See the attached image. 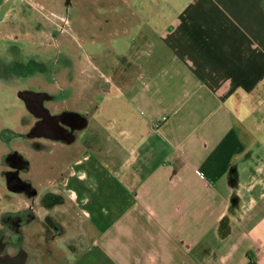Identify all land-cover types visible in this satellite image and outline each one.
I'll list each match as a JSON object with an SVG mask.
<instances>
[{"label":"crops","instance_id":"crops-1","mask_svg":"<svg viewBox=\"0 0 264 264\" xmlns=\"http://www.w3.org/2000/svg\"><path fill=\"white\" fill-rule=\"evenodd\" d=\"M85 3L117 77L51 107L82 151L44 238L69 233L71 264H264V0Z\"/></svg>","mask_w":264,"mask_h":264},{"label":"rangeland","instance_id":"rangeland-1","mask_svg":"<svg viewBox=\"0 0 264 264\" xmlns=\"http://www.w3.org/2000/svg\"><path fill=\"white\" fill-rule=\"evenodd\" d=\"M85 6V0L68 6L64 0H0V55H8L11 62H25L27 69L24 78L17 81L15 74L0 78V155L13 153L15 162L19 157L27 161L28 166L21 168L19 175L37 194L30 225L23 233L20 228L24 237L7 251L16 253L17 248H22L25 264H71L75 259L69 233L44 238L50 231L45 217L49 222L55 218L53 204L48 206L43 198L55 187L51 181L54 175L68 168L82 149L77 148L76 142L65 145L53 138H28L33 116L19 94L43 93L49 97L44 107L52 109L59 100L70 107H86L89 100L93 104L105 101L103 93L95 92L108 86L106 76L114 78L117 73L104 63L108 56L106 42H87L92 30L87 31ZM95 32L101 39V31ZM71 86L74 96L70 101ZM18 88L26 89L16 94ZM38 144H47L51 149ZM7 193L0 189V209L20 211L25 193ZM15 220L12 219L13 223Z\"/></svg>","mask_w":264,"mask_h":264},{"label":"flooded vegetation","instance_id":"flooded-vegetation-1","mask_svg":"<svg viewBox=\"0 0 264 264\" xmlns=\"http://www.w3.org/2000/svg\"><path fill=\"white\" fill-rule=\"evenodd\" d=\"M68 5L71 4L72 0H64ZM25 62L22 61H15L11 62V59L8 55H0V78L7 77L8 75L15 74L16 78L15 80H19L24 78V75L27 73V69L25 68ZM14 67V68H13ZM13 69V70H12ZM26 89V88H18L16 91V94L19 90ZM49 98L43 93H34V92H26L24 93L23 97L21 98L22 103L24 104L25 108L28 112L31 113L33 116V124L30 127L29 131L27 132L26 136L28 138H47L45 137L46 127L43 130V126H47L50 123L53 124L55 119H59L63 122V128L64 133L63 135H60L58 131L53 130L51 133L53 138V141H60L61 143L65 145H70L68 140L77 132L82 131L83 129L75 128L76 125H78V121H73L72 117L67 114H63L59 116V118H53V117H46L44 116L43 111L41 110V107H39V101L40 99H43V104H45L46 99ZM31 109V110H30ZM50 112V114H54L52 112L51 107L47 108ZM56 113V112H55ZM39 114V115H37ZM36 125H39L37 130H33V127ZM73 141V140H72ZM38 147H43L46 149H51V147L47 144L37 145ZM13 153H2L0 155V189L5 190L6 193L8 191H15L20 192L25 195L26 199L28 198V201L25 199L24 202H22V207L20 211L16 213H11L7 211H3L0 209V254L5 255H17L19 253L25 254V252L22 250V248H17L16 253H10L7 252L9 248L13 247L15 244L19 245L20 240L23 238L21 237V230L20 228L23 227L24 223L27 222L30 218H33V213L36 212V209L30 206L31 200H29V197L33 195L35 196L36 191L32 189L29 185V182L22 179L19 175V170L21 168H25L28 166V163L25 159L19 157L15 162ZM8 194V193H7ZM6 194V195H7ZM47 198V200H46ZM55 196L53 193H47L44 196V201H46V204L49 206H52V202L55 200ZM47 220L48 216L45 217ZM12 219H16L15 223H13ZM49 230H50V236L53 235L54 230L56 229V224H54L52 221L48 222ZM52 231V232H51Z\"/></svg>","mask_w":264,"mask_h":264},{"label":"water","instance_id":"water-1","mask_svg":"<svg viewBox=\"0 0 264 264\" xmlns=\"http://www.w3.org/2000/svg\"><path fill=\"white\" fill-rule=\"evenodd\" d=\"M69 1V0H67ZM21 97H23L24 94H19ZM39 107H41V110L43 111L44 113V116L46 117H53V118H57L59 117L60 115L59 114H50L49 110L47 108L44 107L43 105V99H40L39 101ZM31 110V109H30ZM39 115V114H37ZM39 127V125H36L35 127H33V130H37ZM46 127V131H48L47 134L48 136L52 137L51 133L53 130L55 131H58V133H60V135H63L64 133V128L63 126H61L57 119L54 120V123L53 124H49L47 126H43L42 129L44 130ZM73 139V137L71 136L68 140V142H71V140ZM25 259H26V256L22 253H19L17 255H5V254H0V264H25Z\"/></svg>","mask_w":264,"mask_h":264},{"label":"built area","instance_id":"built-area-1","mask_svg":"<svg viewBox=\"0 0 264 264\" xmlns=\"http://www.w3.org/2000/svg\"><path fill=\"white\" fill-rule=\"evenodd\" d=\"M165 119H166L165 117L162 118V120H165Z\"/></svg>","mask_w":264,"mask_h":264},{"label":"trees","instance_id":"trees-1","mask_svg":"<svg viewBox=\"0 0 264 264\" xmlns=\"http://www.w3.org/2000/svg\"><path fill=\"white\" fill-rule=\"evenodd\" d=\"M46 200H47V198H46Z\"/></svg>","mask_w":264,"mask_h":264}]
</instances>
